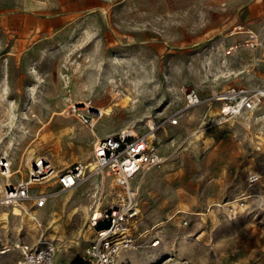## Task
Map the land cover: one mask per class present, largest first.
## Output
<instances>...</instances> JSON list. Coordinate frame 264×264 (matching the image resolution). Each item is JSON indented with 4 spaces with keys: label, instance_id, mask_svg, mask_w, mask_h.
I'll return each mask as SVG.
<instances>
[{
    "label": "rangeland",
    "instance_id": "374dc122",
    "mask_svg": "<svg viewBox=\"0 0 264 264\" xmlns=\"http://www.w3.org/2000/svg\"><path fill=\"white\" fill-rule=\"evenodd\" d=\"M230 84L264 87V0H0V150L15 165L33 148L60 173L93 160L103 133L155 126L165 160L132 182L142 235L118 264H264V99L223 117L211 96ZM188 87L202 101L184 108ZM55 180L30 188L49 193L35 212L0 204V264L20 259L10 234L86 263L90 213L118 188L88 167L77 186Z\"/></svg>",
    "mask_w": 264,
    "mask_h": 264
},
{
    "label": "built area",
    "instance_id": "2783aa9c",
    "mask_svg": "<svg viewBox=\"0 0 264 264\" xmlns=\"http://www.w3.org/2000/svg\"><path fill=\"white\" fill-rule=\"evenodd\" d=\"M250 37L255 38L256 35L250 34ZM237 47L238 44H230L226 48V53H231ZM211 97L218 103L219 115L229 117L253 108L264 99V87L248 88L230 84ZM183 98L184 108L202 101L194 87L186 88ZM88 104L89 102L84 101L83 107ZM89 117L84 115L83 121H87ZM177 117L176 113L171 114L169 122L177 123ZM133 129L132 126H126L115 133L93 140L92 158L99 170L111 176L112 184L118 191L114 202L107 208L100 209V204H94L89 223L95 227V231L82 250L85 264H115L117 254L135 247L142 235V232L136 231L135 226L140 211L138 205L140 184H132V179L139 171L159 165L165 157L158 150L153 124L145 132ZM13 162L14 159L9 152L0 150V204H9L14 200H29L32 202L28 209L30 212L44 207L49 197V193L41 189L30 192L33 184L55 177L56 189L66 190L78 184L86 169L85 164L78 162L57 173L50 162L40 154L32 156L29 164L19 162L15 165ZM22 169L25 170L24 173ZM16 174L20 175L14 178ZM35 223L39 225V222ZM100 223L104 225L96 227ZM18 243L16 246L20 252L18 264H52L55 246L53 242L45 241L43 234H40L35 242L19 239ZM6 249L7 246H4L2 251Z\"/></svg>",
    "mask_w": 264,
    "mask_h": 264
},
{
    "label": "bare ground",
    "instance_id": "6f19581e",
    "mask_svg": "<svg viewBox=\"0 0 264 264\" xmlns=\"http://www.w3.org/2000/svg\"><path fill=\"white\" fill-rule=\"evenodd\" d=\"M126 100H131V97H129L128 96V98L126 99ZM118 103L117 102H114L113 103V105H117ZM84 108H87V106L86 107H84ZM112 108H111V106H108V107H106L105 109H100V115L101 114H103L104 112H108V111H110ZM75 111V110H74ZM81 115V117L82 118H84L83 117V115L82 114H80ZM69 118V116H65V119H68ZM150 126H152V125H150ZM134 130V129H133ZM135 131V130H134ZM33 149V148H32ZM32 149H29L28 151H27V153H26V155H25V157H24V163H27V164H29V161H30V158L33 156V150ZM86 167H88V170L92 173V171H97L98 170V167H97V165L93 162V160H91V161H88V162H86ZM145 169H143V170H141V171H139L134 177H133V179H132V182H134V180H135V178H136V176L137 175H139L142 171H144ZM99 172V171H98ZM143 174H145L144 172H143ZM102 183V185H103V182H101ZM79 184V183H78ZM77 186V185H76ZM102 190H104V186H103V189ZM106 194V193H105ZM96 204H100V200L96 203ZM12 205H17V206H20V208H22L25 212H28V210L27 209H25V205H24V203H21L19 200H14V201H12ZM42 208V207H41ZM38 209H40V208H38ZM41 211V210H40ZM39 211V212H40ZM38 212V211H37ZM55 213V212H54ZM37 215V214H36ZM35 214H32L30 217H31V219H33V220H38L39 221V218L36 216ZM54 216V215H53ZM40 217V216H39ZM42 218V217H41ZM0 219H3V220H8L9 219V212L8 211H4L2 214H1V218ZM45 219V218H44ZM51 220V219H50ZM54 220V219H53ZM52 221V220H51ZM43 222V221H42ZM53 222V221H52ZM4 225V224H3ZM15 229H17V228H14V229H11V230H15ZM18 230L20 231V229L18 228ZM6 239H7V241L8 242H12V246L15 248L16 246H18V241H19V239L20 238H18V236L17 237H14L13 235H8V236H6ZM53 244H54V246H55V249H54V253H53V259H52V264H53V261H54V256H56V254L57 253H59V252H62L60 249H57V245H56V243L55 242H53ZM17 248V247H16ZM65 249V248H64ZM117 257V256H116ZM115 264H117V260L115 259Z\"/></svg>",
    "mask_w": 264,
    "mask_h": 264
},
{
    "label": "trees",
    "instance_id": "16d2710c",
    "mask_svg": "<svg viewBox=\"0 0 264 264\" xmlns=\"http://www.w3.org/2000/svg\"><path fill=\"white\" fill-rule=\"evenodd\" d=\"M104 224L103 223H100V224H97L96 227H101L103 226ZM78 257H75L71 260V263L70 264H76V261H77ZM77 264H83V263H77Z\"/></svg>",
    "mask_w": 264,
    "mask_h": 264
},
{
    "label": "crops",
    "instance_id": "0c3cea01",
    "mask_svg": "<svg viewBox=\"0 0 264 264\" xmlns=\"http://www.w3.org/2000/svg\"><path fill=\"white\" fill-rule=\"evenodd\" d=\"M223 62H224V61H223ZM107 134H109V133H103L102 135H107ZM155 225H156V224H155ZM123 253H124V251H123V252H120V253L117 254V257H116L117 264H118V262L120 261L121 256H123ZM118 258H119V261H118Z\"/></svg>",
    "mask_w": 264,
    "mask_h": 264
}]
</instances>
